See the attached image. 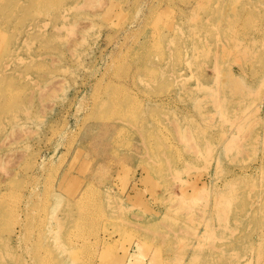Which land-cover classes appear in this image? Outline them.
<instances>
[{"label": "rangeland", "instance_id": "obj_1", "mask_svg": "<svg viewBox=\"0 0 264 264\" xmlns=\"http://www.w3.org/2000/svg\"><path fill=\"white\" fill-rule=\"evenodd\" d=\"M0 264H264V0H0Z\"/></svg>", "mask_w": 264, "mask_h": 264}, {"label": "bare ground", "instance_id": "obj_2", "mask_svg": "<svg viewBox=\"0 0 264 264\" xmlns=\"http://www.w3.org/2000/svg\"><path fill=\"white\" fill-rule=\"evenodd\" d=\"M71 9H72V8H71ZM71 9H70V10H71ZM68 10H69V7H68ZM46 17H47V16H46ZM139 74H140V73H139ZM136 81H137V80H136ZM202 89L205 90L206 87H205V88H201L200 90H202ZM116 109H118V107H117ZM238 152H239V151H238ZM237 155H238V154H237ZM239 156H240V155H239ZM235 210H236V209H235ZM236 214L239 215L238 213H236ZM237 215H236V217H237ZM236 217H235V218H236ZM240 219H241V218H240ZM244 219H245V217H244ZM238 220H239V219H238ZM241 220H242V219H241ZM234 222H235V221H234ZM236 223H237V222H236ZM236 223H235V224H236ZM241 223H243V222H241ZM233 224H234V223H233ZM237 224H238V223H237ZM238 225H239V224H238ZM240 225H241V224H240ZM240 225H239V226H240ZM242 225H243V224H242ZM226 227H227V226H226ZM226 227H224V228H226ZM240 228H241V227H240ZM224 231H225V230H224Z\"/></svg>", "mask_w": 264, "mask_h": 264}]
</instances>
